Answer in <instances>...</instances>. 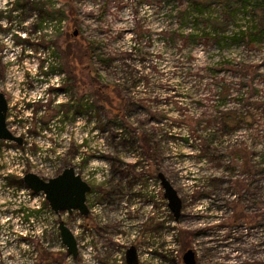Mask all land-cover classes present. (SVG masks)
I'll return each instance as SVG.
<instances>
[{
	"label": "rangeland",
	"instance_id": "rangeland-1",
	"mask_svg": "<svg viewBox=\"0 0 264 264\" xmlns=\"http://www.w3.org/2000/svg\"><path fill=\"white\" fill-rule=\"evenodd\" d=\"M198 1L0 0V89L24 137L0 141V264H104L133 243L147 264H185L189 248L197 264H264V35L249 36L264 0ZM67 166L92 185L88 216L7 182ZM147 216L155 230H134Z\"/></svg>",
	"mask_w": 264,
	"mask_h": 264
},
{
	"label": "water",
	"instance_id": "water-1",
	"mask_svg": "<svg viewBox=\"0 0 264 264\" xmlns=\"http://www.w3.org/2000/svg\"><path fill=\"white\" fill-rule=\"evenodd\" d=\"M8 113L9 101L6 94L0 89V140L12 141L22 145L24 137L11 130L8 124ZM158 177L164 190V196L168 201V207L174 216V220L178 221L183 209L182 196L162 171L158 173ZM22 179L26 187L34 193H44L49 206L58 215H61L63 211H67L69 214L78 211L83 216L90 213L91 209L87 199L88 193L92 191V185L76 172L74 166H67L60 173L48 179L32 171L23 174ZM59 230L67 252L77 258L79 256L78 241L73 230L64 220L59 221ZM137 259L136 249L132 246L127 252L128 263L135 264ZM183 260L185 264H197L194 249L189 248L184 253Z\"/></svg>",
	"mask_w": 264,
	"mask_h": 264
},
{
	"label": "flooded vegetation",
	"instance_id": "flooded-vegetation-1",
	"mask_svg": "<svg viewBox=\"0 0 264 264\" xmlns=\"http://www.w3.org/2000/svg\"><path fill=\"white\" fill-rule=\"evenodd\" d=\"M8 99V98H7ZM8 116H9V113H8ZM137 193H139V194H141V197L140 198H143L144 200H146L145 202L143 201H141V203H147V204H150V205H153L154 204V195H148V196H146L145 195V192H137ZM108 192H106V191H104V193H102V205H106V204H108L109 202H111V200H110V198L108 197ZM133 194V193H132ZM146 197H145V196ZM127 199V198H126ZM141 200V199H140ZM87 202H88V199H87ZM89 205V204H88ZM74 213V212H73ZM88 216V215H87ZM142 218V217H141ZM147 221L146 222H143V223H141L140 224V226H136V228L134 229V230H155V227H154V222H153V219H152V222L150 221L151 219H150V217L149 216H147ZM161 227H163L164 228V224H162L161 225ZM158 229V228H157ZM159 229H160V227H159ZM132 246H134L135 247V249H136V254H137V257H138V259H137V263H135V264H147L148 262H144L142 259H141V251L143 250V245H141V244H138V243H133V244H131L130 246H128L127 248H126V251H125V260H114V259H111V260H106V263H104V261L102 260V262L104 263V264H129L128 263V260H127V252H128V249L130 248V247H132ZM162 246H163V249H164V243H162ZM66 247V246H65ZM148 248L149 249H151V250H153L154 249V244L152 243L151 245L149 244V246H148ZM78 249H79V256L77 257V258H74V259H78L80 256H81V252H80V247H79V243H78ZM66 250H67V248H66ZM158 250H162L161 249V247L160 246H158ZM70 254V253H69ZM36 255L41 259V253H40V255H39V252H36ZM72 255V254H71ZM160 255H164V254H160ZM73 256V255H72ZM150 264V263H149Z\"/></svg>",
	"mask_w": 264,
	"mask_h": 264
},
{
	"label": "trees",
	"instance_id": "trees-1",
	"mask_svg": "<svg viewBox=\"0 0 264 264\" xmlns=\"http://www.w3.org/2000/svg\"><path fill=\"white\" fill-rule=\"evenodd\" d=\"M193 3H195V4H200V2L198 1V0H193ZM243 3H247L246 1L244 2L243 1ZM262 12V17H261V19H260V25H256L255 27L258 29L257 31H253V32H251L250 33V35L249 36H252V35H258V34H261V35H264V12H263V8H261V10H260V13ZM223 28H224V26H222ZM238 33H240L239 35H238V39L239 40H242L243 38H245L247 35L245 34V30H240ZM250 41H252V39H251V37H250ZM111 61V59L110 58H106V59H103L102 58V62H110ZM54 69H52V71H53ZM225 113V112H224ZM224 113H222V116L219 118V122H220V124H221V126L222 127H220L221 128V130H222V128H223V131L224 132H229V131H233V130H231L230 129V127L228 126V124H226V118H228L229 116H230V114L228 115V114H224ZM238 121H241L240 120V118H239V120ZM193 132H197L196 130L195 131H193ZM7 182H8V184H11V185H18V186H25V184H24V182H23V179L21 178V177H16V176H12V175H10V176H8L7 177ZM22 209V208H21ZM23 212H25L26 211V214H25V216H26V218L27 219H30V217H31V215H36V213L38 212V210H35V209H25V211L24 210H22Z\"/></svg>",
	"mask_w": 264,
	"mask_h": 264
},
{
	"label": "built area",
	"instance_id": "built-area-1",
	"mask_svg": "<svg viewBox=\"0 0 264 264\" xmlns=\"http://www.w3.org/2000/svg\"><path fill=\"white\" fill-rule=\"evenodd\" d=\"M9 110H10V108H9ZM20 135V134H19ZM1 141V140H0ZM1 142H3V141H1ZM44 196V199H45V195H43ZM51 209V208H50ZM91 209V208H90ZM90 212H91V210H90ZM68 213V212H67ZM61 215H62V213H61Z\"/></svg>",
	"mask_w": 264,
	"mask_h": 264
},
{
	"label": "bare ground",
	"instance_id": "bare-ground-1",
	"mask_svg": "<svg viewBox=\"0 0 264 264\" xmlns=\"http://www.w3.org/2000/svg\"><path fill=\"white\" fill-rule=\"evenodd\" d=\"M77 239V238H76ZM78 241V240H77Z\"/></svg>",
	"mask_w": 264,
	"mask_h": 264
}]
</instances>
